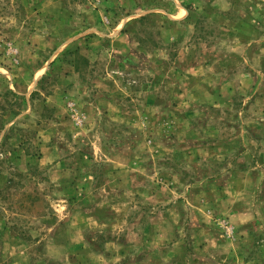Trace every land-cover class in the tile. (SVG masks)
Instances as JSON below:
<instances>
[{
    "label": "rangeland",
    "instance_id": "obj_1",
    "mask_svg": "<svg viewBox=\"0 0 264 264\" xmlns=\"http://www.w3.org/2000/svg\"><path fill=\"white\" fill-rule=\"evenodd\" d=\"M0 264H264V0H0Z\"/></svg>",
    "mask_w": 264,
    "mask_h": 264
}]
</instances>
